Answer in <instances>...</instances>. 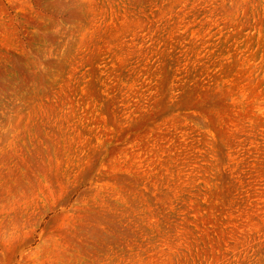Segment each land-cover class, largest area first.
Masks as SVG:
<instances>
[{"label": "rangeland", "instance_id": "374dc122", "mask_svg": "<svg viewBox=\"0 0 264 264\" xmlns=\"http://www.w3.org/2000/svg\"><path fill=\"white\" fill-rule=\"evenodd\" d=\"M0 264H264V0H0Z\"/></svg>", "mask_w": 264, "mask_h": 264}]
</instances>
